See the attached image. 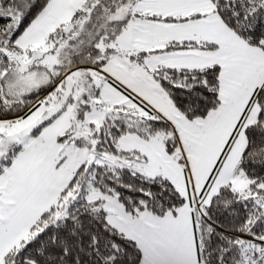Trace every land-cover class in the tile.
<instances>
[{
	"label": "snow or ice",
	"instance_id": "obj_1",
	"mask_svg": "<svg viewBox=\"0 0 264 264\" xmlns=\"http://www.w3.org/2000/svg\"><path fill=\"white\" fill-rule=\"evenodd\" d=\"M0 264H264V0H0Z\"/></svg>",
	"mask_w": 264,
	"mask_h": 264
}]
</instances>
